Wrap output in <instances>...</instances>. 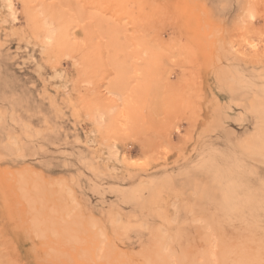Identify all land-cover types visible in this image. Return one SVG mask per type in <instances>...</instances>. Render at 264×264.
I'll use <instances>...</instances> for the list:
<instances>
[{"label": "rangeland", "instance_id": "374dc122", "mask_svg": "<svg viewBox=\"0 0 264 264\" xmlns=\"http://www.w3.org/2000/svg\"><path fill=\"white\" fill-rule=\"evenodd\" d=\"M0 264H264V0H0Z\"/></svg>", "mask_w": 264, "mask_h": 264}]
</instances>
